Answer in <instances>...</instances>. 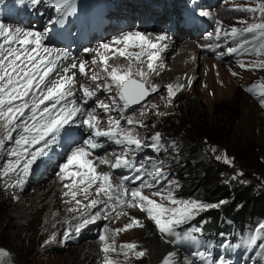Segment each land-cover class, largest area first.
Listing matches in <instances>:
<instances>
[{
    "label": "rangeland",
    "instance_id": "1",
    "mask_svg": "<svg viewBox=\"0 0 264 264\" xmlns=\"http://www.w3.org/2000/svg\"><path fill=\"white\" fill-rule=\"evenodd\" d=\"M135 1L146 3L145 0ZM261 3H264V0H180L173 15L166 19L168 22L175 16L182 22L181 29L184 34L180 36L159 29V31L142 29L143 25L149 24L154 15H157V20H162L165 16V13L158 11L157 7H152L148 2L146 4L148 8L152 7V10H142L138 4L128 6L129 9L138 10V7L141 8L140 12L134 15L136 18L141 13L140 21L135 19L129 25L130 28H127L128 30L119 29V26H115V22L114 29H111L112 24L109 21L105 36L101 40L95 38L97 31L94 29L92 19L97 18L100 27L106 24L107 16L101 13L103 10H111L112 0H74L72 15L65 19L66 24L63 25L49 22L55 19L58 13L47 3L32 6L27 0L24 4L19 3V0H6L4 5H0V23L11 26V28L18 26L47 33V38L44 41L46 47L65 50H67L66 45L49 40L52 38L49 37V34L53 29L54 32H68V30L71 32L72 30L71 36H76L78 40L73 45H77L80 41L82 44L77 50H71L72 60L61 61V64L75 62L79 65L81 61H87V66L89 65V69L86 67L87 75L83 74L84 76H82L79 71H76L77 86L75 85V91L79 90L83 94L80 86L85 85L97 91L98 98L105 101L109 96L115 95V92L97 90L95 83L90 79L92 74L97 73V70L100 72L104 67L101 63L102 59L108 57L109 71L112 66L119 69L118 61L123 62L124 65V68L119 69L121 72L127 70L131 65L129 56L132 55L125 52V56H120L115 50L121 45H112V42L128 32L151 33L153 35L167 33L169 39L166 42L169 48L162 51L163 64L159 68L160 77H154L153 73H150L148 77L149 83L156 85L159 91L151 93L140 105L130 106L124 112L125 116L142 121L147 125V127L135 128V131L144 138L146 144L151 143L148 138L159 132L162 137L161 147L159 150L145 147L134 153L133 158L140 169L146 165L151 167V173L156 168H161L162 175L157 178V188L165 195L169 186L175 184L177 186L173 187L172 191L177 198L199 199L215 204L218 201L200 198L198 193L185 196L186 192L181 189L182 186L187 187L189 184H192V187L195 186L206 175V165L219 167L220 172L217 180L222 185L225 184L228 190L247 188L254 195L264 194V107L260 104V99L264 97L258 95L260 91H264V69L252 68L254 62L264 60V56L257 55L254 51L260 42V37L259 35L253 37L252 34H245V36L233 40L224 35V32L230 31L233 27L239 30L246 27L247 24L260 22L259 12L252 13L244 9L255 8ZM5 5H7V9L4 7ZM18 5H21L26 11H34L33 8L37 7L44 15H38L34 11L32 17L35 16L37 19L32 20L31 18L30 27H25L21 24V19L12 21L19 15L29 14V12L24 13ZM200 11L208 13V16L196 15ZM120 12L119 10L118 13ZM109 15H111L110 12ZM78 20L80 25L76 26ZM37 23L40 24V27L34 28ZM121 25L127 24L123 21ZM191 25L194 27L191 28ZM204 26L209 30L203 31L201 36L193 34L197 28L202 31ZM218 26L222 29L219 40L215 38V30ZM210 33L213 34L211 39L209 38ZM58 35L62 37L61 34ZM173 42H177L174 50ZM105 43L112 45L113 50L108 51L100 47ZM240 44H244V46L239 51L231 54L228 52L230 47H239ZM75 57L77 61L74 59ZM91 59L97 61L96 65L91 63ZM241 64H245L246 67H240ZM137 68H144L147 71L139 64L135 69L137 70ZM131 69L133 72L135 71L132 65ZM57 72L59 73V69ZM58 73L53 75L57 76ZM233 73H237V75H233ZM97 74L101 76V80L97 83L106 81L107 76L105 75H108L106 72L105 75ZM189 79L191 86L188 84ZM168 85H173L174 89L177 85L184 87L176 89L175 95L169 98ZM249 88L253 90H247ZM93 108H95L94 100H90L88 109L92 110ZM96 111L101 114V128H107L108 115L103 114L100 109H96ZM141 112L144 114L141 115ZM110 115L118 117L117 112H112ZM121 126L130 127L126 120H121ZM87 135L88 133L84 129H80L76 139L82 143ZM190 139L191 141L194 139L193 142L196 146L192 151L193 154H190V159L184 160L183 165H191L187 169L188 171L192 170V174H196L195 184L191 183L189 179L178 182L173 177L170 166H165L164 162L158 159V154L162 150L169 154L172 150L175 156L180 155V157L187 150L186 153H190L191 146L187 143ZM101 140L104 147L94 152L91 158L97 166V171L111 173L114 185L120 184L119 177L121 176L136 177V183L124 182L130 188L136 187V184L140 182V175L131 174L135 171L112 169L107 164H99L97 157L107 155L109 159H114L115 157L111 153L118 154L121 151L120 146L115 143L104 138ZM11 146V144L8 145V147ZM67 150L68 145H63L62 150L56 148L52 154L43 159L42 163L38 162L39 167L34 166L35 171L27 177L22 188L8 187L15 180L14 175L11 177L0 176V249L9 254L0 257V264H102L105 254L101 251L103 244L99 237L101 234H105V229L108 230L107 234L113 237L117 249L116 252L109 254L110 258H114L115 264H162L164 257L171 252L168 240H172L171 244L176 248L178 264H198L178 246L176 237L162 239L154 222L148 218L146 212L141 211L138 207H125L121 211L127 213L126 215L115 218V213H111L108 219L103 218L106 207L103 204L91 210L85 208L84 206L91 199H105L102 195L96 196L99 182L89 188L87 194L79 191L86 185H79L74 189L78 191L76 199L81 201L78 206L72 200L71 195H66L69 189L65 187V184H71V179L62 180L58 175L59 166L65 162ZM225 154L230 163L224 162ZM217 156L221 159H217ZM8 159L10 157L7 156V153L0 151V169ZM188 173L190 171L186 172L184 178H188ZM237 173H242V175L232 179ZM144 180L152 182V176L144 177ZM152 191H156V188L145 189L146 194H150ZM85 195H87V199H85ZM14 197L17 198L14 199ZM152 198L157 202L167 203L160 201L159 197ZM70 208H78V210L69 211ZM50 209L52 214L47 218ZM57 212H59V217H62L59 220L54 218ZM204 212H201L196 219H200ZM82 213L86 214L84 218L93 213L97 218L95 222L87 224L79 232H76V227L82 223ZM133 217L138 219L143 226H134L127 231L115 233V229L124 228L126 224L131 223ZM197 230L198 228L195 226L189 228V231ZM69 233H71L70 236ZM248 235L241 243L230 248L237 251L244 250L252 255V260L256 261V264H264V231L258 232L255 229L252 234ZM126 243L136 244L137 251H146V255L142 258H136L131 252L128 256L122 255L120 245ZM230 248L224 251H232ZM213 262L223 264L218 261ZM213 262L207 264H213Z\"/></svg>",
    "mask_w": 264,
    "mask_h": 264
},
{
    "label": "snow or ice",
    "instance_id": "2",
    "mask_svg": "<svg viewBox=\"0 0 264 264\" xmlns=\"http://www.w3.org/2000/svg\"><path fill=\"white\" fill-rule=\"evenodd\" d=\"M5 2L6 0H0V5H4ZM27 2L32 6H38L41 3L49 4L58 13L55 19L49 21L55 25L65 23V19L72 15L74 4V0H27ZM19 3L24 4L25 0H19ZM33 10L38 15H44L37 7ZM244 10L252 13L259 12L260 22L247 24L239 30L233 27L230 31L224 32V35L233 40L245 34H252L253 37L259 35L260 42L254 51L257 55L264 56V3ZM196 15L206 17L208 13L200 11ZM217 24H219L218 21ZM221 31L219 26L215 30L217 40L220 39ZM212 35L209 34L210 39ZM151 36V33L128 32L112 42V45H123L124 49L129 46L139 48L141 51L134 55V59L137 63H143L146 59L147 71L144 68H137L133 72L131 65L123 72L116 66H112L109 71L107 58L102 59L101 63L104 65L102 70L108 74L106 81L97 83L101 79L98 74H93L90 79L95 83L97 90L115 92V95L109 96L105 101L98 98L97 91L85 85L80 86L83 96L76 95L75 73L69 75V72L78 67L81 74L87 75L86 62L81 61L79 65L75 62L61 64V61L72 60L71 54L63 48L46 47L44 41L47 33L18 26L11 28L0 23V151L6 152L10 157L0 169V176H15V180L8 187L22 188L27 177L35 171V167H39V163H42L45 157H48L57 147L68 145L65 162L59 166L58 173L62 180L71 179V184H65V187L69 189L66 195H71L72 200L79 206L81 201L76 199L78 191L74 189L79 185H86L79 191L87 194L89 188L99 182L96 196L102 195L105 199H91L84 207L91 210L98 208V205H105L104 219H108L111 213H115V218L126 215L127 213L121 211L125 207H138L154 222L162 239L175 238L178 236L177 229L182 225L190 224L201 212L218 208L225 203V201H219L210 204L199 199H179L172 191V188L177 186L175 184L169 186L165 195L157 188V178L162 175L161 168H156L150 173L152 182L139 178L140 182L136 184V187L130 188L124 182L133 184L137 182V178L121 176L120 184L114 185L111 173L97 171V166L91 159L94 152L104 147L101 140L104 138L120 146L121 151L118 154L111 153L114 159H109L107 155L97 157L99 164H107L112 169L140 171L133 158L134 153L145 147L156 150L161 147L162 137L159 132L148 138L151 143L146 144L135 128L147 127V125L124 115L125 110L131 105L140 104L151 93L159 91L156 85L149 83L148 77L150 73L156 72L154 65L160 61V53L167 48L164 42L169 37L163 32L156 34L155 40L150 39ZM112 45L105 43L100 47L112 51ZM243 46L244 44H240L239 47H230L228 52L236 53ZM115 51L120 56H125L123 49L117 48ZM91 63L96 64L97 61L93 60ZM240 67L244 68L246 65L241 64ZM252 68L264 69V60L254 62ZM58 69V75L54 76ZM188 84L191 86L190 79ZM183 87V85H177L174 89L173 85H168L169 98L175 95L176 89ZM258 95L264 97V91H260ZM90 100H94L95 103V108L92 110L85 107ZM260 104L264 107V98L260 99ZM96 109L108 115L107 128H101V114ZM112 112H117L118 117L110 115ZM143 114L141 112V115ZM121 120H126L130 127H122ZM80 129L88 133L82 143L76 139ZM9 144L12 146L8 147ZM217 159L221 157L217 156ZM223 160L225 163H230L226 154ZM240 175L242 173H237L232 179ZM241 182L244 183V181ZM153 188H156V191L150 194L145 193V189ZM152 197H159L160 201L167 203L157 202ZM76 210L78 208L69 209V211ZM85 215V213L81 214L82 223L76 227V232L87 224L95 222L97 218L95 213L87 218H84ZM134 226L142 227L143 225L133 217L131 223L114 231L118 234ZM107 231L105 229V234L99 237L103 244L101 251L105 254L102 264H115L114 258H110L109 254L116 252L117 249L113 237L109 236ZM256 231H264V223L259 224ZM68 235L70 236L71 233ZM167 242L171 243L172 240ZM120 252L124 256H128L130 252L134 253L136 258L146 255V251H137V245L134 243L120 245ZM198 254L193 253V255ZM8 255L6 251L0 249V257ZM177 256L178 253L170 252L164 257L162 264H178Z\"/></svg>",
    "mask_w": 264,
    "mask_h": 264
},
{
    "label": "trees",
    "instance_id": "3",
    "mask_svg": "<svg viewBox=\"0 0 264 264\" xmlns=\"http://www.w3.org/2000/svg\"><path fill=\"white\" fill-rule=\"evenodd\" d=\"M193 140L190 139L187 142L191 146V152L196 146ZM161 152L158 154V159L164 162L165 166H170L172 175L178 182L189 179L191 183H196L197 176L192 174V170H189L188 178H184L186 172H189L187 168L191 165H183V162L190 159V154L193 152H184L181 157L180 155L175 156L172 150L170 154L163 150ZM171 158L172 160H170ZM168 160L169 163H167ZM206 166V175L195 186L192 187V184H189L187 187L182 186L181 189L186 192L185 196L198 193L200 198L204 197L208 201L213 199L218 202L225 201V203L219 208L205 211L198 219L199 221L196 219L194 223H190L191 225H185L178 229L176 237L178 246L198 264H207L213 261L223 264H256L250 253L232 248L247 238L248 234H252L259 224L264 223V194L254 195L247 188L228 190L225 184L222 185L217 180L220 172L219 167ZM135 172L140 175V178H146L150 176L151 167L146 165L140 171ZM191 226H195L198 230L189 231ZM228 248L232 251H224ZM193 253L199 254L193 255Z\"/></svg>",
    "mask_w": 264,
    "mask_h": 264
},
{
    "label": "bare ground",
    "instance_id": "4",
    "mask_svg": "<svg viewBox=\"0 0 264 264\" xmlns=\"http://www.w3.org/2000/svg\"><path fill=\"white\" fill-rule=\"evenodd\" d=\"M155 36L156 35H153L152 34V36L151 37H149L150 39H152V40H155ZM170 41V40H169ZM164 43H166L167 44V42L165 41ZM174 43V45L172 46V48H173V50L175 49V45H177V42H173ZM168 47V46H167ZM120 48L121 49H123L125 52H127V53H129V54H131L132 56H129L130 57V63H131V65H132V67H133V69L136 71V66L139 64V65H141V66H143V67H145L146 68V64H147V61H146V59H145V61L143 62V63H137L136 61H135V59H134V55L136 54V53H139L141 50L139 49V48H135V47H131V46H129L128 48H126V49H124V46L123 45H121L120 46ZM169 48V47H168ZM172 51V50H171ZM166 52H169V51H167L166 50ZM173 52V51H172ZM102 53H103V51H102ZM104 53H106V52H104ZM163 52H161L160 53V61H158V62H156L155 63V67H156V72L157 73H155V72H153V75H154V77H157V78H159L160 77V72H159V68H161V66H162V64H163V57H162V54ZM186 54H187V52H185ZM113 56V55H112ZM101 57H103V56H101ZM108 58V57H107ZM92 59H94V58H92ZM91 59V60H92ZM104 59V58H103ZM169 59V58H168ZM81 61V60H80ZM89 61V60H88ZM93 61V60H92ZM89 63V62H88ZM63 64H68V63H63ZM117 64H118V67H119V69L121 70L122 68H124V65H123V62H121V61H118L117 62ZM96 65V64H95ZM86 67L88 68L89 67V65L87 66V61H86ZM99 67V66H98ZM171 67V66H170ZM87 68H86V70H87ZM93 68H95V67H93ZM92 68V70H94ZM102 68V67H101ZM89 69V68H88ZM103 69V68H102ZM181 69V68H180ZM101 70V69H100ZM146 70H147V68H146ZM76 71H79V69H77V68H75V69H71V71L69 72V75H72L73 73H77ZM165 71V70H164ZM58 73V72H57ZM56 73V74H57ZM88 73V72H87ZM91 73V72H90ZM97 73H99L100 75H105V72H103V70H101L100 72H98V70H97ZM96 72L94 73V74H97ZM155 73V74H154ZM92 74V73H91ZM152 74V73H151ZM77 75V74H76ZM75 75V76H76ZM81 75V74H80ZM93 75V74H92ZM82 76H84L83 74H82ZM105 76H107V75H105ZM101 77V76H100ZM106 78V77H105ZM169 78V77H168ZM88 80H89V78H87ZM104 79V78H103ZM101 80V79H100ZM87 81V80H86ZM92 81V80H91ZM90 82V81H89ZM82 83H83V81H82ZM90 84V83H89ZM77 86V85H76ZM93 87V86H92ZM91 88V87H90ZM78 89V88H77ZM96 90V89H95ZM76 92V95L78 96V97H82L83 96V94L81 93V91H79V90H76L75 91ZM57 148H59L60 150H62V146L61 147H57ZM56 150V149H55ZM54 150V151H55ZM53 151V152H54ZM53 152H51L50 154H52ZM49 154V155H50ZM59 212H57L56 213V215H55V219L57 218V220H59V219H61L60 217H59V214H58ZM51 214H52V211H51V209L49 210V213H48V215H47V218L48 217H50L51 216ZM71 214V213H70ZM68 216V215H67ZM65 217V216H64ZM54 234V233H53ZM155 244V243H154ZM169 244V243H168ZM169 248H170V250H171V252H176L177 253V251H176V248L174 247V246H172V244L170 243V245H169Z\"/></svg>",
    "mask_w": 264,
    "mask_h": 264
},
{
    "label": "water",
    "instance_id": "5",
    "mask_svg": "<svg viewBox=\"0 0 264 264\" xmlns=\"http://www.w3.org/2000/svg\"><path fill=\"white\" fill-rule=\"evenodd\" d=\"M146 98H147V97H146ZM143 101H144V100H143ZM143 101H141V103H142ZM141 103H140V104H141ZM140 104H134V105H131V106H138V105H140Z\"/></svg>",
    "mask_w": 264,
    "mask_h": 264
}]
</instances>
